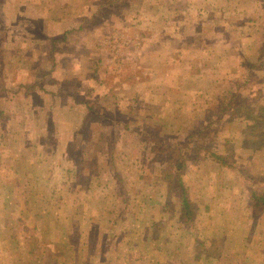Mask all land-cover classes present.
I'll list each match as a JSON object with an SVG mask.
<instances>
[{
	"label": "rangeland",
	"instance_id": "1",
	"mask_svg": "<svg viewBox=\"0 0 264 264\" xmlns=\"http://www.w3.org/2000/svg\"><path fill=\"white\" fill-rule=\"evenodd\" d=\"M10 3L0 0V264L21 259L13 225L23 240L25 222L73 221L61 201L90 184L110 210L103 228L118 213L131 229L191 224L195 241L225 236L226 264H264V119L252 115L264 106V0H80L63 39L26 8L13 19ZM60 143L75 174L98 160L97 182L59 183L64 168L46 180L35 157Z\"/></svg>",
	"mask_w": 264,
	"mask_h": 264
},
{
	"label": "crops",
	"instance_id": "2",
	"mask_svg": "<svg viewBox=\"0 0 264 264\" xmlns=\"http://www.w3.org/2000/svg\"><path fill=\"white\" fill-rule=\"evenodd\" d=\"M79 1L11 0L10 6L13 12V19L19 20V13L23 11V8H26V15L35 14L44 22L54 24L52 32L50 27H47L48 31L43 30V35L47 39H63L67 35L68 8L73 7ZM11 98L16 99L17 97L13 96ZM52 113L48 110L47 118H51ZM42 131L44 134L46 128L42 127ZM47 150L50 149H42L41 154L35 158L38 161L46 162L47 176L51 177V179H45L49 180V182L55 183L57 178L52 177L57 174L55 170L60 168H64V173L57 179L59 183L68 184L69 182L77 181L80 175L88 177V181L91 183L98 181V175L93 171L95 165L96 167L99 166L98 160H95V158L92 159L95 161L93 166L90 167V171L88 168V170L86 169L87 171L82 170L79 174L78 172L75 174L74 170L72 172L73 156L69 155V151L65 150L61 143L53 145L52 153L49 154ZM76 166L74 165V169ZM91 188L90 184L88 190L85 191L79 192L77 191L78 189H75L71 190L73 191L71 192L68 190L67 193L69 194L65 198L73 199L75 201L73 203L72 200L65 201L64 197L62 198V205H66L69 209L70 206L72 207L71 213L64 208L65 210L62 214L63 216L70 214L73 219L71 222L67 223L62 217L63 222L51 228V225H37L29 223L27 220L28 222L21 226V228L25 227L26 231V238L23 240L16 233L18 230L13 232L16 229L15 225H13L9 243H6L9 244L10 248H21L20 253L22 256L20 260L18 256L15 259L12 257L9 260V264H226L224 262L226 259L236 258L234 255L233 257L228 255L224 250L220 252L219 249H216L225 247V236L220 239H196V241L191 238L189 235L191 234L190 231H193V225L191 224H183L181 228H177L173 224L161 225L152 223L149 225L141 224V226L137 224L131 229L127 224L123 225L122 214L118 213V218L116 219L106 216L107 219L110 218V221H108V226L103 228L99 219L102 218L103 214L109 215L110 210L108 208H96L95 203H97L99 196L102 199L105 194L103 196L102 194H97ZM15 194L20 195L22 193L11 194L13 198L17 199L18 196L16 197ZM81 196L87 197L88 202L91 201L94 204L93 207H88L87 210L81 204V199H77V197ZM25 199L27 200L26 195ZM66 202L67 204H65ZM24 204V209L29 211L27 215H36L33 211L34 209L30 210L29 202ZM12 210L17 211L16 207L11 208ZM36 210L38 211L37 213L44 212L39 211V209ZM120 211L122 212L123 209ZM100 214L101 217H99ZM2 225L3 227L0 224V231H3L2 228L5 229L6 226ZM177 229L182 231V237H185L184 240L178 239ZM163 230L165 233L162 234ZM35 235L36 239H34ZM147 247L151 249L145 252ZM234 260H232V263L236 261Z\"/></svg>",
	"mask_w": 264,
	"mask_h": 264
},
{
	"label": "trees",
	"instance_id": "3",
	"mask_svg": "<svg viewBox=\"0 0 264 264\" xmlns=\"http://www.w3.org/2000/svg\"><path fill=\"white\" fill-rule=\"evenodd\" d=\"M231 94H232V92H231ZM232 103H233L232 100H230L229 102H226V105H224V107L221 106L220 111L221 112L228 111L229 107L231 105H233ZM258 111H259L258 113L252 114L254 116V118L255 119H264V106L260 107ZM174 160H175L174 162H170L169 161V163H168V165H169L168 166V172L171 173V175L177 174L179 169L183 168V166H184L183 160L178 158V156H176V158ZM174 167H175V170H174V172H172V169ZM165 176H166V174H165ZM168 176H170V175L168 174ZM182 192H184V189L182 190ZM181 198H182L181 199L182 208H183V210H185V212H184L185 213V217L188 219L189 217H191V211L192 210L189 208L190 204H189V201H188L187 197L185 196V193H183L181 195ZM255 198H257V197L255 196Z\"/></svg>",
	"mask_w": 264,
	"mask_h": 264
},
{
	"label": "built area",
	"instance_id": "4",
	"mask_svg": "<svg viewBox=\"0 0 264 264\" xmlns=\"http://www.w3.org/2000/svg\"><path fill=\"white\" fill-rule=\"evenodd\" d=\"M128 42V40H126V39H122V43H127ZM113 46V49L114 50H118V47H119V41H117V39H115L114 41H113V44H112Z\"/></svg>",
	"mask_w": 264,
	"mask_h": 264
}]
</instances>
